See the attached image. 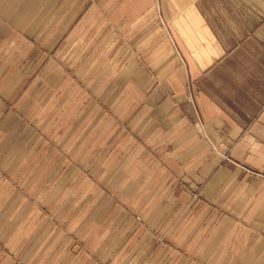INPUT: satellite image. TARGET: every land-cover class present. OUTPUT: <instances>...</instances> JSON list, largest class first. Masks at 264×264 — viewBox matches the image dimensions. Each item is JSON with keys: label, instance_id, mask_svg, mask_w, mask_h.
Listing matches in <instances>:
<instances>
[{"label": "crops", "instance_id": "1", "mask_svg": "<svg viewBox=\"0 0 264 264\" xmlns=\"http://www.w3.org/2000/svg\"><path fill=\"white\" fill-rule=\"evenodd\" d=\"M0 264H264V0H0Z\"/></svg>", "mask_w": 264, "mask_h": 264}]
</instances>
